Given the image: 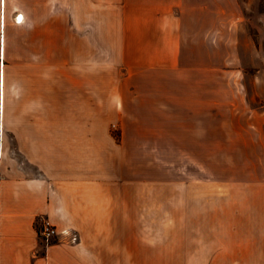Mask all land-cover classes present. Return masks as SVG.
Wrapping results in <instances>:
<instances>
[{"label": "rangeland", "instance_id": "obj_1", "mask_svg": "<svg viewBox=\"0 0 264 264\" xmlns=\"http://www.w3.org/2000/svg\"><path fill=\"white\" fill-rule=\"evenodd\" d=\"M259 4V11L248 4L233 16L182 18L180 60L162 65L155 62L164 50L121 45L132 2H103L104 18L98 30L93 22L88 45L73 28L82 22L79 2L76 15L71 2H42L39 9L25 2L24 31L10 32L9 120L35 105L42 137L88 131L89 169L131 168L137 199L264 200ZM129 111L132 146L120 127L130 125ZM86 121L87 130L80 127Z\"/></svg>", "mask_w": 264, "mask_h": 264}, {"label": "crops", "instance_id": "obj_2", "mask_svg": "<svg viewBox=\"0 0 264 264\" xmlns=\"http://www.w3.org/2000/svg\"><path fill=\"white\" fill-rule=\"evenodd\" d=\"M47 1L71 2L72 12L79 2L82 22L73 28L86 45L104 18L103 2H132L122 47L164 50L155 63L168 65L180 60L182 18L238 15L248 4L259 11L264 0H0V264H264V200L137 199L131 168L89 169L88 131L42 137L35 105H24L10 122V32L24 31L25 2L39 9ZM84 57L88 63L87 50ZM128 119L120 127L132 146V111ZM42 216L60 231L53 243L41 239Z\"/></svg>", "mask_w": 264, "mask_h": 264}, {"label": "built area", "instance_id": "obj_3", "mask_svg": "<svg viewBox=\"0 0 264 264\" xmlns=\"http://www.w3.org/2000/svg\"><path fill=\"white\" fill-rule=\"evenodd\" d=\"M38 228L40 236L43 242L46 244L53 243L59 237L60 231L58 227L50 221L47 217H40ZM78 239V234L74 233L72 235V240L75 241Z\"/></svg>", "mask_w": 264, "mask_h": 264}, {"label": "bare ground", "instance_id": "obj_4", "mask_svg": "<svg viewBox=\"0 0 264 264\" xmlns=\"http://www.w3.org/2000/svg\"><path fill=\"white\" fill-rule=\"evenodd\" d=\"M19 19H20V20H23V17H22V16H19Z\"/></svg>", "mask_w": 264, "mask_h": 264}]
</instances>
